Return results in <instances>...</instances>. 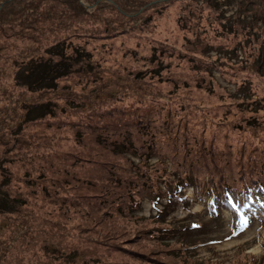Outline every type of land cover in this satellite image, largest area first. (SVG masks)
Wrapping results in <instances>:
<instances>
[{
    "label": "rangeland",
    "instance_id": "rangeland-1",
    "mask_svg": "<svg viewBox=\"0 0 264 264\" xmlns=\"http://www.w3.org/2000/svg\"><path fill=\"white\" fill-rule=\"evenodd\" d=\"M81 1L84 13L0 0V264H264V210L242 196L216 214L193 184L172 204L124 207L160 173L210 172L249 145L239 166L264 168V0ZM166 1L146 27L124 19ZM55 63L67 71L51 83ZM38 64L44 84L30 92ZM45 103L54 114L25 123L26 106ZM128 114L155 127L121 126ZM120 126L135 147L113 155ZM89 153L95 162L71 166ZM164 207L157 224L172 231L158 242L139 218Z\"/></svg>",
    "mask_w": 264,
    "mask_h": 264
},
{
    "label": "trees",
    "instance_id": "trees-1",
    "mask_svg": "<svg viewBox=\"0 0 264 264\" xmlns=\"http://www.w3.org/2000/svg\"><path fill=\"white\" fill-rule=\"evenodd\" d=\"M62 3H74V6L72 7V11H74V9H76L78 12L80 13H84V9L83 6L81 4V2L79 3L78 0H59ZM87 2H94L95 0H85ZM171 1H175V0H171ZM147 2V1H146ZM143 2V3H146ZM56 3V2H54ZM104 3V2H102ZM117 3V0L116 2ZM137 3V2H135ZM13 3H5L4 6H10ZM164 5H167V1L163 2V3H158L155 5H152L150 7V10L153 11V16L152 17H146V16H134V17H125V20H130V19H134L132 21L138 23L139 27L143 28L146 27L148 25L151 24V22H154V18L155 15H158L162 12V7ZM4 6H2L1 8H3ZM118 9V7H117ZM119 10V9H118ZM76 11V12H77ZM217 16V15H216ZM220 16V15H218ZM226 19V17H223V19ZM257 19H260L263 21V19H261V17H257ZM216 25L222 26V30L226 33L228 31H231V29H229L225 22L222 23L221 19H217L216 20ZM170 24V23H169ZM172 24V22H171ZM249 25V23H247ZM154 25V23H153ZM152 25V26H153ZM247 25V27H249ZM165 26H167V23L165 24ZM162 28L160 27V30ZM118 30V29H117ZM114 31V32H118V31ZM123 30H126L123 28ZM149 31H152V28H149ZM154 33V32H152ZM196 40L197 38L194 37ZM258 40V39H257ZM259 40H260V47L263 46V39H261L260 35H259ZM159 55V54H158ZM160 56V55H159ZM157 59H153V55L150 58V61L155 62ZM58 63H55V67L56 68H49L51 71H47L45 74H43L45 77H47V75L49 74H54L53 76H48V78H50L49 80H51V83H53L55 77H59L61 76L62 73H65L67 70L65 71H61V69L58 67V65H62L61 63L56 65ZM40 64L36 65V72H35V79L36 82L33 80L27 85V87L30 89V92L35 91L36 89L39 88V86L43 85V80L42 78V72H41V68H37ZM51 72V73H50ZM48 73V74H47ZM68 73V72H67ZM66 73V74H67ZM29 78H32V74L27 75L28 80H31ZM47 85V83L45 84ZM38 108H37V107ZM26 114L24 116V121L25 123H33L35 121H40L39 119L44 118L45 116L49 115L51 116L52 114H54L51 105L48 103H45L42 106L39 105H31V106H26ZM35 112H37L36 114H34ZM133 112V111H132ZM231 115V113L229 111H225L224 112V117L223 120H226L227 116ZM144 117H138L137 120H132L130 117V114L124 116V120L123 123L121 124L124 125V122H129V124L133 127H138V126H144L142 129L146 130L148 127H155L153 125L154 122L152 121H148L146 123H142ZM134 119V118H133ZM118 127L116 128L117 131H119V136L122 137L123 139L121 141H119L117 144L112 145L111 148L109 149V151H112V154L115 155L116 153L122 154L124 151L126 150H130L133 147H135L134 143H132L131 141H129V138L124 135L123 133H125L126 131H124V129L122 127ZM237 126L238 128H240L239 125H237L234 122V127ZM19 127H21V125H19ZM149 129V128H148ZM250 130L247 129H243L242 128V134H244L245 132H249ZM143 136V135H140ZM152 140H149V142H151ZM248 139H244V143L247 142ZM145 142H148L147 140L142 141V146L146 145ZM148 142V143H149ZM39 148V147H38ZM254 151L253 149V145H249L248 147H242V152L240 154V157L238 159L237 162H233V161H223V162H219L218 164H215L216 169L210 171V172H200L198 171V174L192 171H187L184 173H179L178 175H174V174H162L160 173L158 176H156V178L154 180H149V181H145L142 182L141 184H139L140 189H134V187L132 188V191L129 193L128 195V199H127V203H125V209L128 213L132 214L134 212H138V210H140L141 208V203H142V199L147 197L152 199V203L156 204L160 197H164L166 199V201L168 202V204H172L173 203V194L177 193V194H181L182 193V189L185 187H190L193 184L197 185L201 191L204 192V194L208 197L209 201H210V208L213 212H215L216 214H219L220 209L219 206H229L230 203H233L235 206L240 207L238 204V196H242L244 198V206L245 203H255L258 207L262 208L264 210V168H259V170H253V169H248L247 167H243V166H239V165H246L245 161H243V158L246 154H252ZM39 155H43V152L37 151L36 156L37 159H39ZM168 157V155H167ZM250 158V157H249ZM254 158V157H252ZM52 159V158H50ZM96 159V154L92 155V154H85L82 156H79L76 160L71 161V166H77L78 164H87V163H93L95 162ZM18 161H26V160H22V158L17 159ZM33 160V159H31ZM29 160V161H31ZM250 163L249 166H251L252 162H250L248 159L246 160ZM5 162V160L0 161V165H2ZM82 162V163H81ZM87 162V163H86ZM171 162L173 163V165H175L177 163V159L171 160ZM236 165L234 166V169H229L230 165ZM225 165L224 168H220L218 165ZM264 163L258 162L255 165H261ZM2 172L3 169H1ZM43 174V173H42ZM99 173H96V175H98ZM44 176V175H43ZM170 176H172V178H170ZM6 179V177H5ZM4 179V180H5ZM3 180V181H4ZM2 181V182H3ZM53 187V186H52ZM144 188L145 190H147V194H140L141 193V189ZM54 193L56 194V191H54ZM116 195H120L119 193H116ZM124 195V193H122L119 197H122ZM243 208V207H241ZM164 210L165 207L163 209L157 210V213L154 215V217H141L139 218V220H143L144 222L149 223L150 225H152L153 227H151L148 230V236L150 239L152 240H156L158 242L160 241H168L169 238V234L167 235V233L169 231H172V229H168L166 228L164 225L163 226H159V224H157L159 221H162V219H164ZM246 220V218H245ZM164 221V220H163ZM155 225V226H154ZM201 225H199L196 222H190L189 226H188V230H192L193 228H198ZM239 223L237 222V228L232 230V234L236 235L240 232V230L238 229L239 227ZM174 233H172L171 235H173ZM166 236L168 238H166ZM172 239V238H171Z\"/></svg>",
    "mask_w": 264,
    "mask_h": 264
},
{
    "label": "water",
    "instance_id": "water-1",
    "mask_svg": "<svg viewBox=\"0 0 264 264\" xmlns=\"http://www.w3.org/2000/svg\"><path fill=\"white\" fill-rule=\"evenodd\" d=\"M81 1V0H80ZM100 1V0H99ZM99 1H97L96 3H98ZM81 3L83 4V2L81 1ZM84 5V4H83Z\"/></svg>",
    "mask_w": 264,
    "mask_h": 264
}]
</instances>
